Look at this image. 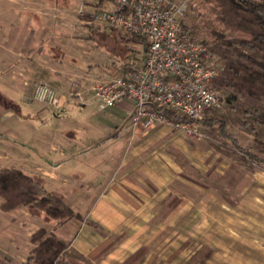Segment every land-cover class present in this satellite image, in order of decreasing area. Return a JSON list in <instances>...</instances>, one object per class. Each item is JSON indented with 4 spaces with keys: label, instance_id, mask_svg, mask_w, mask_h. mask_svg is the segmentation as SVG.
Wrapping results in <instances>:
<instances>
[{
    "label": "crops",
    "instance_id": "obj_1",
    "mask_svg": "<svg viewBox=\"0 0 264 264\" xmlns=\"http://www.w3.org/2000/svg\"><path fill=\"white\" fill-rule=\"evenodd\" d=\"M2 1L0 41L8 55L0 75L29 91L43 83L46 74L51 85L58 87L60 70L44 73L42 61L46 56L62 66L60 59L67 52L53 44L43 22L47 12L52 16L73 12L80 4L42 0L40 10ZM95 3L86 2L85 10H96L90 5ZM101 4V9H112L111 1ZM47 23L49 27L51 22ZM104 30V26L94 27L93 35L108 44ZM86 35L90 39L88 30ZM110 39L118 54V40ZM40 44L45 47L38 52ZM65 102L62 98L56 106ZM131 110L126 102L113 108L116 120L106 126L97 145L79 146L70 135L57 136L48 164L10 144L2 145L0 171L19 170L33 177L42 187L41 197L44 193L60 199L79 217L57 222L35 208L6 212L0 197V264L2 259L28 264L36 247L31 236L43 228L38 223L50 224V231L43 229L62 241L67 252L90 264H264V168L245 159L243 165L231 163L237 150L214 146L207 153L194 152V165L186 163L187 148L181 149L183 158L173 160V138L162 132L163 126L133 132ZM3 139L0 135V142ZM80 158L83 170L76 173ZM188 173L195 174V179ZM58 188L67 191L60 196ZM28 226L36 228L28 232Z\"/></svg>",
    "mask_w": 264,
    "mask_h": 264
},
{
    "label": "rangeland",
    "instance_id": "obj_2",
    "mask_svg": "<svg viewBox=\"0 0 264 264\" xmlns=\"http://www.w3.org/2000/svg\"><path fill=\"white\" fill-rule=\"evenodd\" d=\"M91 1L93 0H86V2ZM169 1L179 2L182 0ZM13 3L24 4L34 9H44L42 0H12ZM70 3L73 6L77 3L81 5L82 0H70ZM0 4L3 5L4 2L0 0ZM189 4V11L186 18L183 19V24L190 28L197 38L213 44L214 39L209 34L208 25L214 21L216 10L213 6L204 4L202 0H189ZM78 9L73 12L53 14V16L52 13L46 11L48 15H45L46 19L43 22L44 28L47 27L48 29V34L53 36V44L67 52L60 59V61L64 62L62 66H55L53 62L45 59L46 56H44L42 61L44 73L51 70L54 71V68L60 70L58 75L60 85L58 87L51 85L53 81L50 82V78H45L46 74H44L43 83H41L42 86L56 92L55 104L49 105L46 102H40L35 99L34 91L38 85L34 86L32 90L27 91L21 83L9 82L7 77L0 75V135L4 136V141L0 142V148H2V145L8 147V144H10L12 148L19 149L23 154H27L29 158L41 160L45 164H48L51 160V145L56 143L55 138L57 136L70 135L71 141L79 146L91 145L92 143V145H97L98 140L106 133V126L109 127L110 123L116 120L114 119L113 109L100 110L97 103L88 101V98H85V96L89 94V88L94 81L111 80L117 76L115 74V77H111L115 69H118L119 75L124 65H129L136 58H142L143 60L144 54L141 44L139 41H135L136 39H131L130 35L128 36L126 32L118 31V55L115 54L113 50V48L115 49V43L110 39L112 37L109 31L110 28L105 25L99 26L94 23H85L87 20H81ZM47 22H51L49 27ZM85 25H91L93 29L94 27L102 28L104 26L106 30L107 27V30H104L103 34L109 38L105 37L108 40V44L104 43V38L103 40H99L100 38L98 39L96 35H93V39H88V35H86L87 29L84 28ZM1 33L4 34V31H1ZM34 35L32 33V36ZM43 35L46 36V33L44 32ZM2 44L3 42L0 41V70L4 69L3 60L8 55L5 50L7 46H3ZM44 47L45 44L38 45L37 51L39 52V49L42 50ZM216 60L217 58L215 57ZM141 62H137L136 64H141ZM47 64L53 67H49ZM78 93H81V96L84 98L83 100H86V102L77 97ZM217 93L223 98V104L221 108L210 112L207 118H211L215 114L221 117L227 112L226 102L230 97L219 92ZM62 98L66 100L64 105L56 106ZM231 115L241 118L242 122L246 121L249 124L248 127L230 129L240 146L263 157V153L256 149L254 134L252 132L254 123L249 118L240 117V115L234 112H231ZM161 130L163 133L169 134L170 138H173L171 142L172 147L170 148L172 149L170 154L173 160H178V156L181 157L183 153L181 149L187 148L189 152L186 161L187 165L195 164L194 152L207 153L213 149L211 147L213 144H219L223 148L225 146L228 150H235L233 144L228 140L221 139V141H217L214 135L209 134L211 129L206 127H203V137L200 139L183 136L168 126H163ZM261 130L264 131V128H261ZM82 160L83 158H80V160L76 161L74 172H82L84 166ZM243 161V157L239 152H233L230 159L231 163L243 165ZM173 163L179 165L178 162L173 161ZM256 166L258 168L261 165L256 164ZM205 170V175H209V170ZM188 175L195 179V174L190 175L188 173ZM56 191L61 196L67 189L58 188ZM71 191H74V189ZM75 191L79 192V190ZM41 195L46 199H53L48 194L41 193ZM34 208L36 212H41L39 208ZM25 209L27 210L26 207ZM43 216L47 219L44 213ZM38 225L47 231L51 229L50 224L44 225L43 223H38ZM28 228L27 231L30 232L36 227L28 226ZM58 263L90 264L88 261L74 256V254L66 250Z\"/></svg>",
    "mask_w": 264,
    "mask_h": 264
},
{
    "label": "built area",
    "instance_id": "obj_3",
    "mask_svg": "<svg viewBox=\"0 0 264 264\" xmlns=\"http://www.w3.org/2000/svg\"><path fill=\"white\" fill-rule=\"evenodd\" d=\"M109 1L111 10L86 11L82 0L78 9L80 17H87L88 24L105 25L146 39L148 46L141 64L127 65L111 80L94 81L85 98L97 103L100 110L130 103L133 132L162 125L189 138H202L201 119L206 111L221 108L223 98L211 86L220 73L212 44L197 38L183 24L189 0ZM34 97L53 105L56 92L39 84ZM77 97L84 99L81 93ZM166 112L186 121H170Z\"/></svg>",
    "mask_w": 264,
    "mask_h": 264
},
{
    "label": "trees",
    "instance_id": "obj_4",
    "mask_svg": "<svg viewBox=\"0 0 264 264\" xmlns=\"http://www.w3.org/2000/svg\"><path fill=\"white\" fill-rule=\"evenodd\" d=\"M107 1L109 0H97V3L90 5H94L95 9H101V3ZM202 1L216 10L214 21L209 23L208 28L210 36L214 39L211 51L217 58L220 73L212 81L211 86L215 92L230 98L226 102L227 112L223 116L218 117L215 114L207 118L210 112L215 111L208 110L201 123L203 127L211 129L209 134L214 135L217 141L228 140L242 154L243 159L264 168V156L260 157L243 149L230 131L236 127L249 126L246 121L242 122L241 118L232 116L231 112L249 118L254 123L252 132L256 149L264 155V131L261 130L264 128V0ZM87 30L89 38L93 39V27L88 26ZM109 31L113 39L118 40V31L112 29ZM129 37L139 41L145 54L147 40L131 35ZM141 60L142 58H136L131 63ZM115 74L118 75V69H115L111 76L115 77ZM165 115L170 121H186L170 112H166ZM213 146L219 150H228L219 144ZM41 191L42 187L38 181L19 170L0 171V197L5 200L2 206L4 211L9 212L20 207L31 210L36 207L48 219L57 222L79 217L75 216L60 199L54 197L50 200L41 197ZM30 240L36 247L28 259V264H57L66 250V245L62 241L54 234H48L43 228L34 233ZM2 263L18 264L7 259H2Z\"/></svg>",
    "mask_w": 264,
    "mask_h": 264
}]
</instances>
